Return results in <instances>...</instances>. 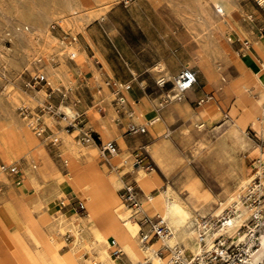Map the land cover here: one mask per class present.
Instances as JSON below:
<instances>
[{"label": "rangeland", "instance_id": "1", "mask_svg": "<svg viewBox=\"0 0 264 264\" xmlns=\"http://www.w3.org/2000/svg\"><path fill=\"white\" fill-rule=\"evenodd\" d=\"M63 3L64 0H0V125L16 124V122H19L25 130L29 129L28 134L33 135L38 143L44 144L52 160L58 165L60 176L66 179H69L68 176L72 177L77 171H67L68 167L66 164L69 162L70 156L68 149L62 146V134L67 135L69 142L73 144L77 143L75 145L84 146L90 144L88 150H92L91 152H93L90 161L102 173L114 175L117 170L115 167L121 165V168H123L125 165L127 167V164L120 160L117 164L115 163L117 166L114 167L113 161H111L113 165L111 171H107V169L102 167L105 157L101 154L100 141L106 143L109 140H114L115 142L116 140L104 137L96 126L93 114L99 106L97 105L98 101L95 96L98 92L97 90L108 88L109 86L114 92L112 103L117 114L115 120H111V123L113 124L116 121L118 131L122 137L127 134L125 130L130 121L142 124L147 120H151L152 115L157 112H163L164 109L159 105L160 102H163L165 104L164 108H169L171 114L169 118L164 119L165 121L161 124L160 129L153 132L151 129L154 125L149 127L148 133L151 136H147L145 141H140L139 137L146 134L134 133L131 136L135 139V150L128 148L127 145L125 147L117 143L119 151L126 150L129 163L133 161L135 166L142 165L145 170H156L163 178L161 188L165 187L166 182H170L173 186H176V182L179 179L183 180L188 174H191L200 178L213 195L217 196L220 192V186L217 179L209 171L210 159H207V152H205V149H200L198 154H193L194 148L199 142L198 134L194 133L193 119L176 110L174 105H172L173 103L166 97V93H169L168 89L172 86V83L168 81L163 86L157 83L158 79L163 77L164 74L156 72L154 64L160 59L164 60L166 54L170 52L171 54H176V60L181 62L173 75H177L179 70L186 64L193 67L197 71L198 82L192 86L189 93L183 91V95L185 94L187 97L186 102L194 112H198L203 107L214 106L217 109V115L212 122H205L206 127L214 137L225 134L231 123L229 112L235 100V95L231 92H225L221 88L222 83L234 80L241 75L242 69L238 55L242 56L241 49L243 46L244 48L247 46L244 44L245 41L250 44L249 47L252 50V45L264 44V0L260 3H258V0H224L222 3L218 2L219 4L214 0H117L114 2L103 16L106 20L116 25V29L113 35L107 32L114 37L117 43L121 42L129 49L133 60L146 66L145 71L140 75L142 77L140 81L141 86L148 92L149 99L146 98L144 106L150 108L151 114L144 117H137L136 106H134V113L131 116L125 110H122L115 102L114 88L101 75V80L99 79L97 82L100 85L99 88L96 87V80L90 83V86L93 87L92 93H82L81 96L71 94V91H74L79 83L75 80L74 76L76 74L73 69L71 66L68 67L66 63L73 61L72 59H79V50L84 47L86 53L92 59L98 60L99 64L102 63L104 66L102 60L95 54L93 45L87 40L86 44L82 41L84 29L90 28L100 34V40H95L99 49L108 48L110 40L103 31V19L99 17H94L87 22L88 24H84L82 30L67 27L63 18L57 15ZM39 25L44 27L46 32L55 41L44 44V39L37 37L33 40L32 44H26L23 36L29 34L33 30V27ZM169 27L171 28L170 33H175L179 30L188 32L189 36H191L190 39L193 41L194 39L195 41H199L200 37L205 36V34L207 39L208 33L213 31L211 35L215 38L218 46L222 47L223 53L217 54L214 50L211 52L210 63L213 66L212 71L215 72L210 80H205L200 74V68L189 61L190 54L184 48L189 44L190 39L184 43L167 44L165 37L168 34L167 30ZM216 30H221L222 32L220 33ZM41 49L49 55L47 60L42 52H40ZM72 50L76 52L73 58L69 55V51ZM87 54H84V56L87 57ZM256 63L261 66L264 64V61L263 59L256 60ZM47 64L51 69L63 67V71H66L65 77L59 80L48 77L47 73L43 70ZM104 68L106 67L104 66ZM254 69L258 70L255 66ZM259 72L262 73L263 70ZM38 73L45 75L48 84L41 83L36 88H30L27 85L28 81ZM108 73L111 75L109 70ZM149 75L153 78V82L147 79ZM115 82L117 85L120 83L118 80ZM60 92L69 96L70 100L61 101L59 97L55 101L54 96H57ZM204 92L211 93L213 97L207 102L197 104L196 99ZM89 94H91V101L87 97ZM126 94L128 96V93ZM254 96H257V94L254 93ZM76 99L86 102L83 113L76 118L77 123L75 127H70L66 130L64 126L69 122L74 123L75 121L72 119L79 113L81 114V111L73 105V101ZM44 100L59 103L60 109L64 113H66L64 106L74 109L75 114L73 116L67 114L66 118H55L46 112L43 113L42 117L47 126V134L54 133L59 138L56 143H52L50 138L45 139L44 137L36 136L17 110V105L25 103L33 112H36ZM141 104L142 102L138 106L141 107ZM103 110L102 108V112ZM83 132L91 133L94 136V142L91 139L86 141L87 138L83 136ZM244 133L249 140L248 145L242 153L245 164V175L248 181L254 172L258 170L260 161L257 152L259 149H264V139L260 138L249 125ZM155 147L159 148L162 152L168 149L173 150L182 163L171 170H163L156 158ZM105 155L109 158L111 154L108 155L106 153ZM1 162L4 163L0 154V164ZM12 163L17 165L19 173H11L1 168L8 176H14L15 179L12 181V185L0 184V203H2L0 207L4 208L5 204H12L17 209L16 215L19 223L23 224L24 220L19 208H21V205L27 207L30 205L32 198L37 194V189L30 184L28 188V182L30 183V181L22 176L23 159H15ZM122 175H124V181L126 182L120 181L116 185L115 195L118 200L120 202L123 201L121 197V199L119 198V195L124 184L132 182L136 188L137 198L143 204L146 213L152 220H155L157 217L155 212H153V209L146 200H142L141 189L137 184V180L135 182L131 180V172ZM42 184L46 186L47 180L44 179ZM24 186L27 188H24ZM158 190L157 188H152L151 193L154 194ZM184 190L183 195L186 196V189L184 188ZM74 193L75 190L64 188L59 198L62 199L64 196H70ZM240 193L237 202H240L239 207L243 208ZM78 196L81 205L78 207V214H74L77 217L85 215L87 212L82 206L84 195L79 191ZM55 197V193L48 195L49 200ZM123 202L126 204V207L121 202L123 210H121L122 208L119 205V212L123 215L129 214L137 218L136 213H133L136 208L125 201ZM46 206L47 204L41 205L36 211L45 209ZM56 208L58 209L55 212L56 215L59 213L61 218H69V212L61 213L62 211L58 203ZM199 214L215 213L201 211ZM129 215L127 216L130 217ZM4 217L6 219L10 217L7 209H4ZM141 227V232L145 233L151 229V225L148 223ZM60 231L62 232L60 240L63 244L59 252H62L68 248L67 244H69L72 234L64 231V229ZM4 235L6 233L0 226V242L2 244L6 242ZM263 235L264 231L262 232V237ZM262 237L260 238L261 240ZM156 238L157 236L152 237L150 242ZM166 251L168 252L167 248L163 247L159 253L161 256H164ZM0 253L2 252L0 251ZM79 253L81 260L87 261L89 259V254L84 245ZM83 254L87 257L86 259L82 258ZM123 259L125 258L123 257ZM88 262L87 264H90Z\"/></svg>", "mask_w": 264, "mask_h": 264}, {"label": "bare ground", "instance_id": "2", "mask_svg": "<svg viewBox=\"0 0 264 264\" xmlns=\"http://www.w3.org/2000/svg\"><path fill=\"white\" fill-rule=\"evenodd\" d=\"M116 1L117 0H64L57 15L63 18L67 27H73V25L82 20L83 17L90 19L103 13ZM214 1L219 4L224 0ZM262 1L263 0H260V2ZM216 31L222 32L221 30ZM212 32L208 33L207 39L204 42L206 53L203 51L210 59L213 50L217 54L223 53V49L218 46L215 38L211 35ZM37 37L43 38L45 41L44 44L55 41V39L46 32L45 28L40 25L33 27V30L29 34L23 36V40L26 44H32L33 40ZM244 44L248 45L246 41ZM40 52H42L46 60L49 58V55L42 49ZM240 64H242L241 74L247 75V73H249L252 75L254 83L246 82L243 84V92L237 97V102L242 105L243 98L247 96H252L256 99V104L253 106L256 110V112H253L255 118L251 122V127L260 138L264 139V73H260L258 70L254 69V63L247 53H245V57L240 58ZM62 68L63 67L51 69L47 64L43 70L47 73L48 77L59 80L63 79L66 74V71H63ZM158 81L161 83L164 80L159 79ZM174 90L175 92L170 95L172 98L180 94L177 77L174 83ZM254 93H256L257 96H254ZM64 108L66 114L69 116L75 114L73 108L69 106H64ZM114 119L115 117L108 118L109 125L105 119L107 128L103 130L101 134L106 138H113L117 135L115 124L111 123V120ZM205 125L204 122H200L198 127L203 129ZM28 130H25L23 125L19 122H16V124L0 125V154L4 163H12L18 158L23 159L22 176L27 178L30 181V185H33L37 189L36 196L32 198L27 208L38 204H47L44 212L48 214L49 219L41 225L36 218L31 215V225L29 228L33 241L41 245V250L44 256H46L49 264H87V261L90 263L91 260H97L98 262H102V264H119L108 250L111 240H115L122 250H125L129 254L133 264H146V261H150L152 264H167V262L171 260V253L175 247H178L183 255H185V250L194 255L197 254L200 246L197 239L195 214L204 211V205L208 201L213 200V196L201 183H193L188 186L189 194L185 197H182V195L169 184H167L165 188H160L153 194L151 193V189L160 187L162 184L161 179L155 171L152 170L150 173H146L144 170L142 171L141 167H138V186L141 189L142 200H146L153 209V212H155V215L166 224V230L157 236L155 240L152 242L149 241L150 243H143L142 235L146 234L150 236L152 234L151 227L150 231L146 233L140 231L139 224L142 226L148 223L144 220V216L152 220L146 213L143 204L141 203L140 208L135 209L133 212L136 213L137 218L121 214L119 212V200L115 195V190L109 179L90 161L93 155V152H91L92 150H88L90 144L84 146L75 145L77 143L73 144L69 142L67 135L62 134V146L68 149L70 156V160L66 164L68 167L67 171L71 172L85 168L88 174L87 182L75 188L76 193L80 191L84 195L82 205L87 210L88 216L76 219L74 217L64 219L60 217L59 213L57 215L55 214V212L58 211L56 208L57 200L50 201L48 195L55 193L57 197H60L66 182H69L71 177L68 176L69 179H64L63 176H60L59 167L52 160L49 151L44 144L38 143L33 135L31 136L28 134ZM244 130L245 128L238 120H233L222 141L214 139L209 143L200 142L199 145L200 147H205L207 154L213 152L219 160H224V158L230 154L228 151L229 145L237 146L241 143L246 144L248 138L244 135ZM89 139L93 140L92 138H87L86 141ZM257 153L260 161L258 172H260L264 168V149H259ZM135 163L137 162L135 161ZM52 172H55L53 176H51ZM228 176L230 179L234 180L238 177V174L236 170L230 168L228 170ZM44 179L47 180L46 186L42 184ZM12 181L13 176H8L0 167V184L12 185ZM246 181L247 178L243 177L234 187L224 189L217 196L214 205L210 206L209 209V213L219 214L224 208L230 205L236 207V214L228 219L229 226L227 230L230 234L236 232L239 223L247 213L244 208L239 207L240 202H237L239 193L245 186ZM125 182L126 181L123 183ZM121 202L126 207V204L123 201ZM100 212L107 213L111 220V229L118 230L121 234V238L116 239L112 233L106 234L94 228L95 219ZM35 228L43 229L47 234V240H43L42 237H39L34 230ZM120 228H122V232ZM61 229L70 232L73 236L72 241L69 243L68 251L63 255L57 253V247L54 245L56 241L62 243L60 240ZM239 234L241 235V233ZM9 235L11 239H9L7 234L4 235L7 248L4 255L0 257V264H39V259L35 252L29 248L23 237L15 229L11 228ZM261 237L262 233L259 237V246L248 258V264H264V235L262 240L260 239ZM83 245L86 247V251L89 254V259L87 261H83L80 258L79 251L82 249ZM163 247L167 248L168 252L166 251L164 256H161L159 252Z\"/></svg>", "mask_w": 264, "mask_h": 264}, {"label": "crops", "instance_id": "3", "mask_svg": "<svg viewBox=\"0 0 264 264\" xmlns=\"http://www.w3.org/2000/svg\"><path fill=\"white\" fill-rule=\"evenodd\" d=\"M108 10V8L101 14L94 16V17H99L100 19H103V31L104 33L107 35V37H109L110 43L108 45V48L105 49H99L98 45L95 43V40H100V34L96 33V31L94 32L93 29H84V35H82V41L86 44L87 41L90 42V44L93 45L94 48V52L95 54L98 55V57L100 58V60H102L104 66L106 68H104V66L102 65V63L99 64V61L96 59H92L87 53H86V49L83 47L81 50H79L80 56L79 59L74 60L73 61H69L67 62V66H71V68L73 69L74 73L76 74L75 80H77V82L79 83L77 88L74 91H71L72 95H78L81 96L82 93H92V86H90V83H93V81L96 80V87L99 88V84L97 83L98 80H101V76H104L110 84H112L113 82L116 83L115 81L118 80L120 83H126L128 86V97L131 99H136V107H137V117H144L148 114H151V110L148 107H145V100L146 98L149 99V95L148 92L146 91V89H144L141 86V78L140 75L142 74L143 71H145L146 66L140 64L139 62L133 60L131 58V52L129 51V49L127 47H125V45L123 43H117L114 40V37H112L111 35L114 34L115 29H116V25H114L111 21L106 20L104 18V14L106 13V11ZM94 17L87 19L86 17H83L82 20H80L77 24L73 25L72 28H78V29H83L84 24H86L87 22H89L91 19H93ZM88 24V23H87ZM111 34H109L108 32ZM168 34H166L167 36L165 37V40L167 42V44H171V43H184L187 42L191 36H189L188 32L186 31H177L175 33H170L171 32V28H168ZM195 37V36H192ZM87 40V41H86ZM191 41H189V44L186 45V47L184 48L186 52H188L190 54V63L191 64H195L197 67L200 68V74L201 76L205 79V80H210L214 75V72L212 71V67L211 63H210V58H208V56L205 54L206 53V48L204 47V42L206 40V34L205 36H201L199 41H194L192 39H190ZM74 47V46H73ZM75 48V47H74ZM205 48V49H204ZM222 48V47H221ZM253 50L249 47L248 45L244 48L241 49V52L243 53L242 56H239V58H243L245 57V53L248 54V56L252 59L254 66L258 69V71L263 70L264 73V64L259 66L256 63V60H262L264 61V44L259 43L256 46L252 45ZM204 49V50H203ZM205 53H204V52ZM84 54H87V57L84 56ZM69 55H76L75 50L69 51ZM176 54H171L170 52H168L166 54V56L163 59L158 60V62H156L154 64V69L156 72L158 73H163V77L159 78L162 79L164 81H170L172 83V86L168 89L169 93H166V97L169 98V100L173 103L172 105H174L176 110H179V112H181L182 114H184L185 116H189L193 119V127H194V133L198 134L199 136V142L198 145L194 148V152L193 154H198L199 150L201 149H205V147H200L199 143L200 142H204V143H209L210 141L215 140H223L225 138V134L223 135H219V136H212L211 132L207 129L206 125L203 129H200L198 127V124H200V122H207L210 123L213 121V119L216 117L217 115V109L214 106H208V107H203L202 109H200L198 112H194L191 107L187 104V97L185 96V94L183 95V92L180 91V94H178V96H176L175 98H172L170 95H172L175 90H174V86L173 83H175V79H176V75H173L174 72L177 70V68L180 65V61L176 60ZM201 58V60H200ZM262 58V59H261ZM242 65V64H241ZM107 69V70H106ZM111 73V75L108 73ZM215 70V67H214ZM99 73V74H98ZM97 74V76H96ZM113 76V77H112ZM147 79L151 80V82H153V78H151V76H147ZM158 79V80H159ZM249 82V83H254V79L252 77V75H250L249 73H247V75H240L238 78H235L234 80H229L228 82H223L222 83V89L225 92H231L235 95V100L233 102V104L231 105L230 108V118H231V122L233 120H238L242 126L246 129L249 126H251V122L254 120L255 118V114L253 112H256L255 110V104H256V99L252 96H247L244 97L242 100V105L239 104L237 102V97L239 95L242 94V86L244 83ZM50 83V82H49ZM92 85V84H91ZM112 88L113 86L110 85ZM192 88V87H191ZM191 88L185 90V93H189ZM97 94L95 95L97 98V105H99L93 114L94 120L96 122V126L99 129L100 133L105 130L107 128V123L109 125V120L108 118H113L116 116L117 112L115 110V107L112 103L113 100V94L114 92L109 88H104V89H100L97 90ZM91 94H89V96L87 95V97L90 99ZM61 99L60 94H58L57 96H54L55 101H57L58 99ZM67 101L70 100V97L67 96L66 98L61 99V101ZM168 101V100H167ZM142 102V106L139 107L138 104H140ZM85 101L81 102L79 99H76L73 101V105L79 109L81 111V114L83 113V109L85 106ZM99 103V104H98ZM253 104V105H252ZM159 105L164 109L163 112L159 113L157 112L156 114L152 115V119L153 120V128L151 129L153 132H155L156 130L160 129L161 124L164 123V119L169 118L171 112L169 111V108H164L165 104L163 102H160ZM251 106V107H250ZM250 109H249V108ZM102 108L104 109L102 112ZM254 108V109H253ZM158 111V109H157ZM67 117V114L65 113V117ZM106 119V122H105ZM115 120V119H114ZM115 128L117 130V135L115 137H113L112 139L116 140V143H119L121 146H125L127 145L128 148L135 150L134 146H135V139L132 138L131 135L133 134H129L127 133L125 136H121L119 131H118V127L115 121ZM206 124V123H205ZM111 126V124H110ZM150 126V127H152ZM245 131V130H244ZM139 134H146V135H142L141 137H139L140 141H145L147 136H151L150 133H148V129L146 132L144 133H139ZM245 135V133H244ZM246 136V135H245ZM249 140L246 142V144H240L237 146L234 145H229V149L228 151L230 152L229 155H227L224 160H219L218 157H216V155L213 152H209L208 153V157L207 159H210V163H209V171L210 173H212V175L217 179L218 184L220 186V192L219 194L224 190V189H230L232 187H234L238 182H240V180L244 177L247 178V176L245 175V164H244V159H243V150L245 149V147L248 145ZM118 146V145H117ZM126 147V146H125ZM119 149V147H118ZM197 150V151H195ZM126 150H122V151H117L115 154H108L110 155V157L108 158L107 155H105V161L102 163V167L107 169V171H111L113 169V165L114 167L117 166L115 165V163L117 164L120 160L125 162L127 164L121 168L122 166L119 165L117 167H115L116 172L114 175H109V174H105L103 173L106 178L109 179L111 185L113 186L114 190L116 188V185L118 182H124V173L127 172H131L132 177L131 180L132 181H136L137 180V184H138V179H139V175H138V167H141L146 173H150L152 170L155 171L157 173V175L159 176V178L161 179V183L163 184V178L161 177V175L154 169L152 170H145L142 165H134V162L131 161L129 163V158L127 153L125 152ZM156 158L160 164V166L162 167L163 170H171L173 168H175L176 166H179L182 161L181 159L175 154V152L171 149H168L167 151H160L159 148L154 149ZM206 152V149H205ZM111 161H113V165L111 163ZM230 168H233L234 170H236L238 177L234 180L230 179V177L228 176V170ZM56 172V171H55ZM55 172L51 173V176L54 175ZM84 173V174H83ZM123 176V177H122ZM88 174H87V170L84 168H81L79 170H77V172H75L73 174V176L71 177V181L69 180V182L67 181L65 184L64 188L67 189H73L75 190L76 187L86 183L88 180ZM14 176H13V181H14ZM64 179H66L64 177ZM127 180V179H126ZM177 185L173 186L170 182H166L165 187L167 184L171 185L174 189H176L181 195L182 197H185L183 195V191L184 188L186 189V196L189 194L188 193V186H190L193 183H201L206 189L207 191L213 196V200L208 201L205 205H204V211H209L210 206L214 205L217 196L213 195V193L210 191V189L208 187H206L202 181L200 180V178H198L195 175H191L188 174V176H186L185 179L181 180L179 179L178 182H176ZM29 182H28V188H29ZM161 184V185H162ZM160 187H154L157 189H160ZM67 186V187H66ZM163 187V188H165ZM24 188H27L26 186H24ZM157 192V191H156ZM62 194V192H61ZM53 200H57V203L61 209V213H67L69 212V217H74L76 218H81V217H86L88 216V212H86L85 215L82 216H75L74 214H78V207L81 205L80 204V199L78 196V193H74L70 196H64L62 199H60L59 197H55L53 199H51L50 201ZM121 208L123 209L121 202L119 201ZM0 206H2V203H0ZM41 204H38L36 206H32L27 208V206L25 205H21L20 212L22 214V219L24 220L23 224H20L16 215V211L17 209L15 207H13L12 204H5L4 208L0 207V226L1 228L5 231V233L9 236V232L12 229H15L24 239V241L26 242V244L29 246L30 249H32L37 258L39 259V264H49L48 260L46 259V256H44L42 250H41V245L40 244H36L31 236V230H30V225H31V215H33L36 220L39 222V224H44L48 219L49 216L48 214H46V212H44V209L40 210V211H36L38 210V208H40ZM83 206V205H82ZM84 207V206H83ZM4 209H7V211L10 214V217L8 219H6L4 217ZM58 210V209H57ZM120 210V209H119ZM87 211V210H86ZM129 215V214H127ZM131 216V215H129ZM108 219V220H107ZM139 224V222H138ZM140 225V231H141V224ZM94 228L101 230L103 232H105L106 234L112 233L114 235V237L116 239L121 238V234L118 230L116 229H111V220L109 218V216L107 215V213L105 212H100L98 214V216L95 219V224H94ZM35 232L39 235V237H42L43 240H47V234L45 233V231L41 228H35L34 229ZM120 231L122 232V228H120ZM61 232V231H60ZM62 233V232H61ZM73 236L71 238V240L69 241V243L72 241ZM65 240V239H64ZM150 243V242H149ZM63 243H59V242H55V246L57 247V253L59 255H63L64 253H66L69 249V244L68 248L65 249V251L59 252V249L61 247ZM0 247H1V252L0 253V257H2L5 253V250L7 248V242L5 243H1L0 242ZM125 259H123V257ZM122 260L126 263H131L133 264L132 258L129 256V254L123 250V253L121 254ZM83 259H86L87 257L83 254L82 255ZM118 261V260H117ZM119 264H121L118 261Z\"/></svg>", "mask_w": 264, "mask_h": 264}, {"label": "built area", "instance_id": "4", "mask_svg": "<svg viewBox=\"0 0 264 264\" xmlns=\"http://www.w3.org/2000/svg\"><path fill=\"white\" fill-rule=\"evenodd\" d=\"M258 3L259 0H258ZM250 44H248L249 47ZM71 58L74 55L70 56ZM178 87L180 91H184L187 88L192 87L198 82L197 71L184 65L176 75ZM167 81L161 83L157 81L159 85H164ZM41 83L48 84L44 74L38 73L30 78L27 85L30 88H36ZM108 84H110L108 82ZM115 91V102L122 110L131 116L134 113V106H136V99H129L127 96L128 86L126 83L110 84ZM61 99L66 98L67 95L60 92ZM213 95L209 92H204L196 99L197 104H202L211 99ZM60 99V100H61ZM19 115L26 122L31 131L39 137L45 139L50 138L52 143H56L59 138L54 133L47 134V126L44 123L43 113H48L55 118H64L65 113L60 109L59 103H54L48 100H44L38 107V111L33 112L28 105L20 103L17 105ZM80 114L74 117L72 120L74 123H67L64 128L66 130L70 127H75L76 118ZM153 125V120H147L142 124H136L130 121L127 124L125 130L126 133H144L147 129ZM85 138H92L94 136L91 133L83 132ZM101 154L105 156L106 153L112 154L118 151L117 143L114 140H109L106 143L100 141ZM0 167L8 170L11 173H19V169L16 164H5L1 162ZM264 170L258 172L256 170L254 174L248 179L241 192V201L244 210L247 215L242 218L235 233H228L227 227L229 226L228 219L236 214V207L230 205L224 208L219 214H195V225L197 228V239L199 242V251L197 254L191 252L183 253L178 247H175L171 253V260L167 264H248V258L259 246V237L264 231ZM120 197L123 201L129 205L134 206L136 209L140 208L141 202L137 198V192L135 185L130 182L124 184L121 188ZM144 220L147 221L152 228V234L147 236L142 235V242L148 243L152 237L159 236L166 230V224L158 217L155 220H150L144 216ZM241 233V235L239 234ZM108 250L116 260L121 264L126 263L122 260L121 254L122 248L115 240H111L108 246ZM85 254V253H84ZM90 264H102L97 260H91ZM146 264H152L150 261H146Z\"/></svg>", "mask_w": 264, "mask_h": 264}]
</instances>
